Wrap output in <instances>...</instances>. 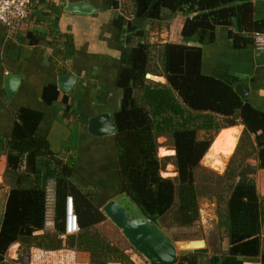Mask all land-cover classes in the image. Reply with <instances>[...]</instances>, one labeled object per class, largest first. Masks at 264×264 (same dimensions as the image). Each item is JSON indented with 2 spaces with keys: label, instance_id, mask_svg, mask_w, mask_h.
Listing matches in <instances>:
<instances>
[{
  "label": "trees",
  "instance_id": "16d2710c",
  "mask_svg": "<svg viewBox=\"0 0 264 264\" xmlns=\"http://www.w3.org/2000/svg\"><path fill=\"white\" fill-rule=\"evenodd\" d=\"M131 1L136 22L122 13L113 20L124 32L115 76L119 105L111 113L116 124L112 133L116 176L106 184L80 182L74 173V157H56L37 134L42 112L21 106L10 135L4 142L0 139L6 150L3 181L8 186L0 216V262L9 245L18 241L23 248L73 246L88 251L91 264H138L97 226L106 218L101 205L114 189L125 191L164 230L198 222L200 197H213L218 225L228 237L227 253L244 260L259 257L264 264V216L255 183L257 168L264 167V111L244 100L232 84L204 72L201 46L186 42L194 35L198 41L211 39L215 26L231 23L234 15L250 31H264V21L251 18V4L246 0ZM163 9L185 14L183 42L154 43L145 38L144 21L162 18ZM146 72L161 74L165 81L146 77ZM58 94L55 80L44 83L46 102ZM62 100L68 110L67 94ZM79 115L86 124L87 117ZM237 122L243 123V129L224 170L203 165L200 160L221 128ZM160 135L166 137L172 153H158ZM251 157L256 163L249 161ZM167 163L174 166V174L161 173ZM48 179L53 185L52 228L44 227ZM67 196L72 198L78 230L63 237ZM187 254L192 256L191 264L206 263L196 261L204 254L200 249L180 251L172 262Z\"/></svg>",
  "mask_w": 264,
  "mask_h": 264
},
{
  "label": "crops",
  "instance_id": "0c3cea01",
  "mask_svg": "<svg viewBox=\"0 0 264 264\" xmlns=\"http://www.w3.org/2000/svg\"><path fill=\"white\" fill-rule=\"evenodd\" d=\"M71 1L79 0H46L35 7L31 5L22 24L13 30L0 24V139L4 142L10 135L21 106L39 110L42 118L37 126V134L45 139L56 157L63 160L74 157L76 179L80 182L111 183L115 174L113 134L99 136L89 133L79 114L88 118L108 111L111 115L119 105L120 89L115 84V76L120 64L124 32L113 20L118 13H122L136 22L131 12L132 1L117 0V6H113L107 0H88L96 7L91 12L66 10L65 5ZM246 1L251 4V18L264 21V0ZM162 16L144 21L143 25L142 22L137 23L142 25L145 38L154 43L183 42L181 27L185 14L181 11L170 14L163 9ZM252 32L234 15L231 23L215 26L211 39L198 41L194 35L186 42L201 46V67L204 72L232 84L244 100L264 111V47H255ZM61 72H72L77 76L67 92L58 89V75ZM6 73L20 74L11 95H7L4 86ZM157 75L161 77L155 79L165 81L163 75ZM48 80H55L59 91L57 99L51 103L42 97L43 85ZM65 94L68 96L67 102L71 104L68 110L62 100ZM234 127L239 129L236 145L243 123L224 126L220 133ZM216 139L212 144L215 148L226 145ZM3 142L0 141V190L3 193L0 196V216L8 188L3 181L6 168ZM235 145L230 149L229 156ZM249 161L254 164L257 160L251 157ZM255 183L264 216V167L257 168ZM200 209V222L205 232L202 236L206 247V250H202L204 264L209 258L213 261L209 264H242L241 255L227 253L229 241L224 227L218 225L215 199L211 201L210 220L202 216L205 208ZM101 222L109 221L103 219L98 224ZM112 242L125 249L138 264H150L131 249L126 239ZM18 243L16 241L9 245L0 264H9L8 257L18 250ZM261 247L264 250V221ZM81 256L89 259V252L81 250ZM243 262L260 264L259 257L243 259ZM107 264L121 263L109 261Z\"/></svg>",
  "mask_w": 264,
  "mask_h": 264
},
{
  "label": "water",
  "instance_id": "95a60500",
  "mask_svg": "<svg viewBox=\"0 0 264 264\" xmlns=\"http://www.w3.org/2000/svg\"><path fill=\"white\" fill-rule=\"evenodd\" d=\"M68 11L91 12L96 7L88 0L68 2ZM146 77H161L152 72H146ZM77 76L72 72H61L58 75V89L67 92L75 83ZM20 80V74L6 73L4 86L7 95H11ZM87 131L94 135L114 133L116 124L108 111H101L87 118ZM101 205L104 215L122 232L129 244L149 263H169L175 260L180 251L188 249L206 250L205 239L192 238L174 240L166 233L159 223L143 214L138 205L125 192H111ZM242 259V256H239Z\"/></svg>",
  "mask_w": 264,
  "mask_h": 264
},
{
  "label": "built area",
  "instance_id": "2783aa9c",
  "mask_svg": "<svg viewBox=\"0 0 264 264\" xmlns=\"http://www.w3.org/2000/svg\"><path fill=\"white\" fill-rule=\"evenodd\" d=\"M41 0H0V24L8 29L19 27L28 14L31 5L39 4ZM253 43L256 48L264 47V31H253ZM47 186V200L44 218V227L53 226V188ZM64 233H74L78 230L77 216L73 210L71 196L66 197ZM9 264H91L89 259L81 256V251L73 246L61 245L58 247H41L29 245L16 250L9 255ZM247 264V262H242Z\"/></svg>",
  "mask_w": 264,
  "mask_h": 264
},
{
  "label": "rangeland",
  "instance_id": "374dc122",
  "mask_svg": "<svg viewBox=\"0 0 264 264\" xmlns=\"http://www.w3.org/2000/svg\"><path fill=\"white\" fill-rule=\"evenodd\" d=\"M153 79H155V78H153ZM226 131H228V134L230 135V138H231L230 141H226V140L221 141L222 144L226 143V145H224L223 148H221V147H216L215 148L212 145V148L209 149L208 151L206 150L207 151L206 154L204 153L205 156L203 155L201 160H200V162L203 165H205V166H207V167H209L211 169H214V170H216L218 172H220V171L222 172L224 170V168L226 167L230 157L232 156V154L229 156V154L231 152L230 149L233 148L234 145H235L239 129H236V127H234L233 129L231 128V129L226 130ZM239 135H240V133H239ZM239 135H238V138H239ZM158 140L160 141V144H161L158 147V153L160 155L165 154V153H172L173 152V150L168 147V144L166 143V137L165 136L160 135L158 137ZM225 155H226V157H228L227 160L225 159L226 157H224ZM217 157H221V158L215 160V158H217ZM161 173L163 175L174 174V167L172 166L171 163H167L165 168L161 170ZM49 184H52V181L50 179H48L47 186ZM51 186L53 188V185H51ZM112 191H114V189H112L111 192ZM2 194L3 193L0 190V196H2ZM212 200H213V197H208L207 195H202L200 197L199 201H201V204L199 202V218H201V212H200L201 209H200V207H203L206 210V211L205 210L202 211V216L206 217L205 220H210L212 218L211 217V201ZM204 203H205V205H203ZM105 219L107 221L108 218H105ZM108 221L109 222H104V223L101 222V223H99L98 224V228L111 241H117V242L125 241L126 238L124 237V235L122 234L120 229L118 227H116V225L113 222H111L109 219H108ZM164 228H165V230L164 229L163 230L166 233L170 234L171 237L174 240H185V239H192V238H200V237L205 235V232L203 231V227L201 225L200 219H199L198 222H196V223H194V224H192L190 226H169V227H164ZM126 241H127V239H126ZM127 243H128V241H127ZM17 247H18L19 250L21 248H23L22 244H19V243H18ZM131 249L136 251L132 246H131ZM141 258L144 259L142 256H141ZM191 258H192V256L187 254L179 262L184 264L185 263L184 261H186L187 264H191L190 261H189ZM196 261L202 263V257H198L197 256Z\"/></svg>",
  "mask_w": 264,
  "mask_h": 264
},
{
  "label": "bare ground",
  "instance_id": "6f19581e",
  "mask_svg": "<svg viewBox=\"0 0 264 264\" xmlns=\"http://www.w3.org/2000/svg\"><path fill=\"white\" fill-rule=\"evenodd\" d=\"M153 77H155V78H159V77H157V76H153ZM229 129H231V128H228V129H226V130H229ZM226 130H223L221 133H219V135L217 136V139H216V141H223V140H226V141H230V135L228 134V131H226Z\"/></svg>",
  "mask_w": 264,
  "mask_h": 264
}]
</instances>
